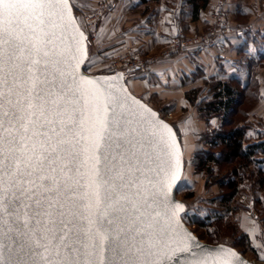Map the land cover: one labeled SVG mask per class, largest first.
Returning <instances> with one entry per match:
<instances>
[{
    "label": "snow or ice",
    "instance_id": "snow-or-ice-1",
    "mask_svg": "<svg viewBox=\"0 0 264 264\" xmlns=\"http://www.w3.org/2000/svg\"><path fill=\"white\" fill-rule=\"evenodd\" d=\"M75 7L0 0V264H244L180 223L172 127L77 78Z\"/></svg>",
    "mask_w": 264,
    "mask_h": 264
},
{
    "label": "crops",
    "instance_id": "crops-1",
    "mask_svg": "<svg viewBox=\"0 0 264 264\" xmlns=\"http://www.w3.org/2000/svg\"><path fill=\"white\" fill-rule=\"evenodd\" d=\"M220 1L227 7V22L231 27L226 35L208 46L200 47L197 53L193 46L182 50L171 48L166 56L153 61L145 73H139L143 77L133 76L132 83L127 81L126 84L139 97H142V91H146L159 98H177V106L181 110L194 112L195 118L202 121L204 126L208 124L211 128H217L218 117H211L208 123L200 121L195 106L202 98H211L210 82L221 77L233 83L236 77L235 81L242 88L252 83L255 98L246 119L257 134L254 141L264 139V0H209L197 18H192L187 0H117L109 14L117 30L125 23L124 29L131 35L128 42L134 43L136 38L133 34L141 30L145 41L142 49L162 51L172 44L173 37H185L188 33L204 29L210 21L209 12ZM137 6L143 7L141 13L134 9ZM138 20L140 24H137ZM113 26L110 21L106 26L109 39L104 38V44L108 45L104 51L112 52L123 44L120 37L114 35ZM133 45L136 46L135 43ZM198 86L206 87L205 94L200 93L202 88L194 103H191L186 93ZM257 158L264 170V154H258ZM248 226L244 225V229L255 254L262 260L264 233L260 235L258 229L254 232ZM257 245L261 247L257 249Z\"/></svg>",
    "mask_w": 264,
    "mask_h": 264
},
{
    "label": "rangeland",
    "instance_id": "rangeland-1",
    "mask_svg": "<svg viewBox=\"0 0 264 264\" xmlns=\"http://www.w3.org/2000/svg\"><path fill=\"white\" fill-rule=\"evenodd\" d=\"M99 2L100 0H71V3L76 6L73 9L75 16L83 17L87 25L86 29L83 30L87 33L88 37V55L83 68L88 73H108L121 70L124 71L126 83L127 81L132 83L133 76L127 73V67L129 66L126 63L122 64L121 57L128 55L131 60L135 59L136 61L144 62L143 67L145 70L134 69L133 71L136 74L145 73L149 69L150 64L161 57L160 54L164 50H171L173 43L170 41L172 44L162 51L142 49L145 41L144 37H142V31L139 30L135 33L133 32V36L136 38L134 42L136 46L133 47L134 43L128 42L131 39L129 38L131 35L130 33L127 34L124 29L125 23L123 22L122 28L116 29L117 25L112 21V15L109 14L111 8L98 20L93 22L90 20ZM217 5L208 14L210 21L207 26L196 33H188L187 36L182 37V40L186 41L187 44H178L175 50L187 49L190 46L195 47V44H193L195 40L205 35L213 26L214 28L217 27L216 23H214V20L217 18L213 15ZM223 8L226 13L224 27L219 28L220 30H217L219 33L216 32L214 38H211L214 42L218 41L231 30L227 22V7L224 3ZM134 9L141 13L143 7L137 6ZM109 21L114 25V35L120 37V41L123 43L112 52L108 50L104 51V48L108 46L104 44V38L109 39V30L106 27ZM137 24H140L139 20ZM208 45L209 43L205 42L202 47ZM128 47L129 49H127ZM199 48H195L197 50L194 52L197 53ZM114 57L119 58L116 65L113 64L112 59ZM151 57L156 59L151 61L149 60ZM202 88L200 93L203 92L205 94L206 87L203 86ZM140 95L148 104L160 110V115L174 126L179 137L183 151V171L180 187L179 189L176 188L175 194L185 205V211L182 213L184 222L196 235L200 236L201 240L209 243H224L233 247L237 246L249 260H252L255 264H264V259L259 260V257L255 254L249 235L244 229V225H249L254 232L258 229L260 235L264 233V188H261L257 182L259 177L254 163L248 165L247 168H243L245 173L241 178L237 176V190L232 199L227 204L220 203L217 197L222 190L217 184L216 179L219 176L225 177L229 175L232 164H223V162L220 164L210 163L209 167L211 171L197 166L198 155L204 149H208V146L203 141V133L209 131L211 126L208 124L204 126V123L201 121L203 119L198 116V119L201 121L199 122L195 118L194 112L189 113L185 109L181 110L177 106V98H159L146 91H142ZM195 98H197V95ZM217 121H219V118ZM249 199H252L254 202L253 206L249 209L250 214L247 213L248 208L246 206ZM215 211H217V214L214 213ZM217 216L222 217L217 219ZM200 220H203L202 225L197 224ZM211 222H213V226H209ZM241 234L245 235L247 240L243 246L239 247L238 244L242 241L239 238Z\"/></svg>",
    "mask_w": 264,
    "mask_h": 264
},
{
    "label": "trees",
    "instance_id": "trees-1",
    "mask_svg": "<svg viewBox=\"0 0 264 264\" xmlns=\"http://www.w3.org/2000/svg\"><path fill=\"white\" fill-rule=\"evenodd\" d=\"M71 1V0H70ZM209 0H187L190 5V13L192 18H197L200 11L205 9ZM72 4V3H71ZM127 73L134 77H143L136 74L133 70ZM235 80L230 83L228 80L218 77L210 82L211 98H202L196 103L198 116L206 123L213 116L219 118L217 128H211L203 133V141L208 146L200 155H198L197 166L211 171L209 164H232L229 175L219 176L216 179L217 184L221 188V193L217 197L219 202L227 204L235 195L237 190V176L239 178L245 173L243 168L254 163L257 168V182L261 188H264V171L259 166L258 154H264V139L254 141L257 135L249 121L246 119L247 111L252 106L255 98L254 87L252 83L242 88ZM201 86L189 89L186 93L187 99L194 103V99ZM158 111H160L158 109ZM214 213L217 214V211ZM221 215V214H220ZM222 216H217L220 219ZM197 224L202 225L203 220ZM213 222L209 223V226ZM193 231V230H192ZM198 238L200 236L196 235ZM242 240L238 245L243 246L246 243V236L240 235ZM243 254L237 246H234ZM244 255V254H243Z\"/></svg>",
    "mask_w": 264,
    "mask_h": 264
},
{
    "label": "water",
    "instance_id": "water-1",
    "mask_svg": "<svg viewBox=\"0 0 264 264\" xmlns=\"http://www.w3.org/2000/svg\"><path fill=\"white\" fill-rule=\"evenodd\" d=\"M73 14H74V11H73ZM85 35L87 36L86 33H85ZM85 43L87 45L88 41H85ZM87 55H88V46H87ZM85 60H84V62H85ZM84 62L81 63L78 68L75 69V74H76L77 78L84 77L86 79L96 81L97 86L100 87L102 90H104L106 92H110V93H112L118 97H121V98H125V97L128 98L127 99V105L130 106L132 109L136 110L137 112L143 111V109L140 108V105H143L144 107H146L148 109H151L152 111L157 113L159 120L163 121L164 123H166L170 127H172L173 132L176 134L175 138H176L177 144L179 146V150H180L181 174H182V171H183V151H182V147H181L179 137L177 135V132H176L174 126L169 121H167L165 118H163L157 109L152 107L150 104H148L141 97H139L136 94H134L133 92H131V90L129 89V87L127 86V84L125 82L124 71L116 70V71L108 72V73H88L83 68ZM133 98L136 101H139V105L132 104ZM125 115H127L126 110H125ZM132 127H136L135 122L133 123ZM145 150L151 151V149L147 148V147ZM175 192H176V187H173L172 191H171V197L170 198L173 199L174 201L184 205V203L176 197ZM182 213L183 212L180 213V223L182 224V226L185 230H187L189 233H192L194 235V237L196 238V240L199 242V244L201 246H206L207 248H209L211 250V249H215V248H218L219 246L223 245L224 247L231 248L236 253H238L241 260L244 262V264H255L252 260H249L247 257H245L241 252H239L236 248H234L231 245L224 244V243H209V242L203 241L200 238H198L196 236V234L184 222V220L182 218Z\"/></svg>",
    "mask_w": 264,
    "mask_h": 264
},
{
    "label": "built area",
    "instance_id": "built-area-1",
    "mask_svg": "<svg viewBox=\"0 0 264 264\" xmlns=\"http://www.w3.org/2000/svg\"><path fill=\"white\" fill-rule=\"evenodd\" d=\"M116 2V0H100L96 10H95V13L92 15V17L90 18V20L93 22V21H96L98 20L108 9H110L114 3ZM217 19L214 20V23H216V26L208 31L205 35L199 37L197 40L194 41L193 44H195V48L197 47H202L203 44H205V42L212 44L214 41L211 40V38L213 39L214 38V35L217 33H219V31L217 30H220L219 28L221 27H224V20L226 19L225 15L226 13L224 12V8H223V2L220 1L217 5V8L215 9L214 11V14H213ZM87 34V33H86ZM172 45H173V49H176L178 46V44H187L186 41H183L182 40V36H176V37H173L172 39ZM129 49V47L127 48ZM169 51H166L164 50L160 55L161 56H166L167 53ZM156 58H150L149 60L153 61L155 60ZM113 64L116 65L117 62L119 61V58L118 57H114L113 59ZM121 61H122V64L126 63V65H128L129 67H127V70H134V69H140V70H145L143 65H144V62H141V61H136L135 59H130L128 57V55H124L123 57H121ZM148 70V69H147ZM254 202L252 199H249L246 203V206L248 208L247 210V213L250 214L249 212V209L253 206Z\"/></svg>",
    "mask_w": 264,
    "mask_h": 264
}]
</instances>
